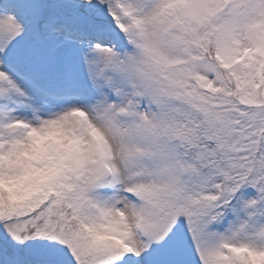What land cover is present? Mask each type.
Masks as SVG:
<instances>
[{
	"label": "snow or ice",
	"instance_id": "snow-or-ice-1",
	"mask_svg": "<svg viewBox=\"0 0 264 264\" xmlns=\"http://www.w3.org/2000/svg\"><path fill=\"white\" fill-rule=\"evenodd\" d=\"M0 264H264V0H0Z\"/></svg>",
	"mask_w": 264,
	"mask_h": 264
}]
</instances>
